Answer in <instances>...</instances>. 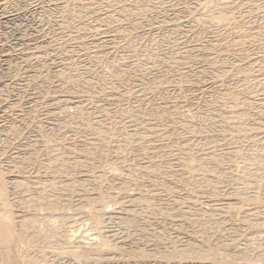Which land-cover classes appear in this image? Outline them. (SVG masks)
Listing matches in <instances>:
<instances>
[{"label":"rangeland","instance_id":"obj_1","mask_svg":"<svg viewBox=\"0 0 264 264\" xmlns=\"http://www.w3.org/2000/svg\"><path fill=\"white\" fill-rule=\"evenodd\" d=\"M66 1L0 0V168L34 149L24 177L73 183L67 194H41L68 198L65 230L112 236L90 264H227L214 255L246 248L264 256V0H71L65 9ZM57 152L71 164L63 178L50 174ZM121 174L130 182L111 179ZM22 190L12 202L34 195ZM124 190L146 201L106 208L133 224L93 228L97 205L83 197ZM191 241L211 255L176 260Z\"/></svg>","mask_w":264,"mask_h":264},{"label":"bare ground","instance_id":"obj_2","mask_svg":"<svg viewBox=\"0 0 264 264\" xmlns=\"http://www.w3.org/2000/svg\"><path fill=\"white\" fill-rule=\"evenodd\" d=\"M60 1V0H59ZM71 0H67L65 5L63 6V8H67L69 3ZM203 1V0H202ZM229 1V0H228ZM7 2V1H6ZM208 2V1H207ZM55 3V2H54ZM63 3V1H62ZM211 3V2H210ZM1 4V3H0ZM3 4V3H2ZM222 4V3H221ZM232 4V3H231ZM124 5V4H123ZM126 5V4H125ZM201 5V4H200ZM8 6V5H7ZM11 6V5H10ZM60 6V5H59ZM52 7V6H51ZM56 7V6H55ZM207 7V6H206ZM2 9V8H1ZM20 9V8H19ZM129 9V8H128ZM131 9V8H130ZM15 10V9H14ZM22 10V9H21ZM123 11H128L126 10V8L122 7ZM225 10V9H224ZM22 12V11H21ZM129 12V11H128ZM207 12V11H206ZM220 12V11H219ZM226 12V11H225ZM67 13V12H66ZM90 14V13H89ZM219 14V13H218ZM226 14V13H225ZM232 14V13H231ZM4 15V14H3ZM10 15V14H9ZM12 15V14H11ZM230 15V14H229ZM228 15V16H229ZM113 16V15H112ZM111 16V17H112ZM227 16V15H225ZM6 17V16H5ZM22 18V16H21ZM24 18V17H23ZM109 18V17H108ZM17 20V19H16ZM67 20V18H66ZM213 20V19H212ZM226 20V19H225ZM233 20V19H230ZM228 20V21H230ZM19 21V20H18ZM6 22V21H5ZM9 22V21H8ZM59 22V21H58ZM218 22V21H217ZM227 22V21H226ZM62 23V22H61ZM18 24V23H17ZM60 24V23H58ZM64 24V23H63ZM68 24V23H66ZM65 25V27L67 28V26ZM5 25V24H4ZM23 25V24H22ZM62 25V24H61ZM8 26V25H7ZM12 26V25H11ZM18 26V25H17ZM27 26V25H26ZM63 27V26H62ZM70 27V26H69ZM68 27V29H69ZM37 28V27H36ZM13 30V29H12ZM64 30V29H63ZM15 31V30H14ZM30 32V31H29ZM34 32V31H33ZM40 32V31H39ZM64 32V31H63ZM10 33V32H9ZM18 33V32H17ZM2 34V33H1ZM15 34V33H14ZM26 34V33H25ZM36 34V33H34ZM4 35V34H3ZM27 35V34H26ZM25 35V36H26ZM30 35V34H29ZM60 35V34H59ZM14 36V35H13ZM24 36V35H23ZM22 36V37H23ZM35 36V35H34ZM11 39V38H10ZM31 40V39H30ZM109 42V41H108ZM4 43V42H3ZM111 43V42H110ZM38 44V43H37ZM36 45V44H35ZM104 45V44H103ZM212 46V45H211ZM30 47V46H29ZM34 47V46H33ZM40 47V46H39ZM41 48V47H40ZM99 48V47H98ZM17 50V49H16ZM15 51V50H14ZM35 51V50H34ZM10 52V51H9ZM7 53V52H6ZM98 53V52H97ZM42 56V55H41ZM39 57V56H38ZM37 57V58H38ZM43 57V56H42ZM16 58V57H15ZM36 58V59H37ZM1 59V58H0ZM11 60V59H10ZM14 62V61H13ZM11 65V64H10ZM13 65V64H12ZM56 70V69H55ZM37 72V71H36ZM61 73V72H60ZM203 73V72H202ZM38 74V73H37ZM1 75V74H0ZM35 75V74H34ZM17 76V75H16ZM40 76V75H39ZM62 76V75H61ZM6 77V76H5ZM37 78V77H36ZM27 85V84H26ZM5 86V85H4ZM40 86V85H39ZM22 88V87H21ZM4 92V91H3ZM42 92V91H41ZM2 93V92H1ZM5 93V92H4ZM3 93V94H4ZM9 95V94H8ZM51 95V94H50ZM46 96V95H45ZM19 97V96H18ZM51 97V96H50ZM1 98V97H0ZM7 98V97H6ZM79 98V97H77ZM20 99V98H19ZM57 99V98H54ZM81 99V98H80ZM43 100V99H42ZM113 100V99H112ZM35 101V100H34ZM59 101V99H58ZM57 101V103H58ZM65 102V101H64ZM70 102V101H69ZM4 103V102H3ZM22 103V102H21ZM63 103V102H62ZM77 103V102H76ZM10 104V103H9ZM67 104V103H66ZM79 104V103H78ZM81 104V103H80ZM248 104V103H247ZM17 105V104H16ZM62 105V104H61ZM250 105V104H249ZM53 106V105H52ZM58 106V105H57ZM68 106V105H67ZM79 106V105H78ZM10 107V106H9ZM38 107V106H37ZM55 107V106H54ZM62 107V106H61ZM70 107V106H69ZM73 107V105H72ZM71 107V108H72ZM75 107V106H74ZM13 108V107H11ZM29 108V107H28ZM50 108V107H49ZM68 108V107H67ZM70 108V109H71ZM78 108V107H77ZM2 109V108H1ZM23 109V108H22ZM240 109V108H239ZM14 110V109H13ZM30 110V109H29ZM38 110V108H37ZM55 110V109H54ZM5 111V109H4ZM50 111V110H49ZM74 111V110H73ZM13 112V111H12ZM29 112V111H28ZM72 112V111H71ZM70 112V113H71ZM79 112V111H78ZM65 113V112H64ZM73 113V112H72ZM36 114V113H35ZM61 114V113H60ZM238 114V113H237ZM243 114V113H242ZM264 114V112H263ZM3 115V114H2ZM52 115V114H51ZM64 115V114H62ZM67 115V114H66ZM234 115V114H233ZM243 114L242 117H244ZM60 116V115H59ZM239 116V114H238ZM241 116V115H240ZM248 116V115H247ZM264 116V115H263ZM27 117V116H26ZM52 117V116H51ZM68 117V116H67ZM249 117V116H248ZM2 118V117H1ZM5 118V117H4ZM241 118V117H240ZM245 118V117H244ZM61 119V118H60ZM229 119V118H228ZM262 119V117H261ZM244 120V119H243ZM246 120V119H245ZM248 120V118H247ZM228 121V120H227ZM237 121V120H236ZM259 121V120H258ZM261 121V120H260ZM263 121V119H262ZM14 122V121H13ZM35 122V121H34ZM24 123V122H23ZM30 123V122H29ZM246 123V122H244ZM1 124V122H0ZM64 124V123H63ZM29 125V124H28ZM42 125V124H41ZM59 125V124H58ZM246 125V124H245ZM263 125V124H262ZM13 126V125H12ZM21 126V125H20ZM39 126V125H38ZM61 126V125H60ZM59 126V127H60ZM240 126V125H239ZM27 127V126H26ZM52 127V126H51ZM78 127V126H77ZM246 127V126H245ZM244 127V128H245ZM260 127V126H259ZM18 128V127H17ZM25 128V127H24ZM29 128V127H28ZM50 128V126H49ZM40 129V128H39ZM75 129V128H74ZM77 129V128H76ZM27 130V129H26ZM41 130V129H40ZM52 130V129H51ZM57 130V129H56ZM12 131V132H11ZM11 134H16L18 130H16L14 127L13 129H11ZM238 131V130H237ZM19 132V131H18ZM42 132V131H40ZM241 131L239 130V133ZM244 132V131H243ZM32 133V132H31ZM35 133V132H34ZM50 133V132H49ZM247 133V131L245 132ZM18 135V134H17ZM29 135V134H28ZM27 135V136H28ZM46 135V134H44ZM55 135V134H54ZM53 135V136H54ZM132 135V134H131ZM14 136V135H13ZM241 136V135H240ZM245 136V135H243ZM38 137V136H37ZM45 137V136H44ZM43 137V138H44ZM47 137V136H46ZM132 137V136H131ZM13 138V137H12ZM39 138V137H38ZM41 138V137H40ZM50 138V137H49ZM52 138V137H51ZM63 138V137H62ZM16 139V138H15ZM23 139V138H22ZM45 139V138H44ZM66 139V138H65ZM36 140V139H35ZM94 140V139H93ZM92 140V142H93ZM17 141V140H16ZM51 143L52 140H50ZM48 142V140H47ZM59 142V141H57ZM63 142V141H62ZM85 142V141H84ZM96 142V141H95ZM36 143V142H35ZM38 143V142H37ZM50 143V142H48ZM64 143V142H63ZM62 143V144H63ZM13 144V143H12ZM17 144V143H16ZM43 144V143H42ZM45 144V143H44ZM55 144V143H54ZM85 144V143H84ZM93 144V143H92ZM51 145V144H50ZM58 145V144H57ZM83 145V144H82ZM86 145V144H85ZM32 146V145H31ZM35 146V145H34ZM37 146V145H36ZM41 146V145H40ZM44 146V145H43ZM49 146V145H48ZM60 146V145H59ZM70 146V145H67ZM46 147V145H45ZM44 147V148H45ZM53 147V146H52ZM55 147V146H54ZM61 147V146H60ZM66 147V145H65ZM72 147V146H71ZM84 147V146H83ZM86 147V146H85ZM84 147V148H85ZM89 147V146H88ZM34 148V147H33ZM56 148V147H55ZM64 148V147H62ZM69 148V147H68ZM74 148V147H72ZM71 148V149H72ZM83 148V149H84ZM37 149V148H36ZM49 149V148H48ZM75 149V148H74ZM33 151H35L34 149H32ZM44 150V149H43ZM55 150V149H54ZM58 151V148L56 149ZM69 150V149H67ZM85 150V149H84ZM89 150V149H88ZM6 151V150H5ZM31 150L26 151V153H24V157H22L21 162H20V166H12L11 170L9 169H5L2 170L0 168V264H59V259L62 256H65L67 258L70 259V264H90V263H94L97 261L102 260L101 258H103V254L104 252L110 248V244H109V240H111L110 238L112 236H109L108 232H102L101 234H87L84 231L81 232V230H76L74 229L75 227H69L68 230L64 229L66 226V219H67V215L64 213L68 207H69V200L68 198H64L63 194H67V192L74 190V185H72L73 183H71L70 181L68 182L67 180L64 181H60L59 185L56 187L54 182L52 184H50L51 182H47V178H46V184H44L43 182H41L42 179H40L39 177L35 176V177H31L34 180H30V178H26L24 177V172L25 171V167L27 166V164H31L33 161H35L37 159L36 154H34L35 152H33ZM41 151V150H40ZM51 151V149L49 150ZM61 151V150H60ZM74 151V150H73ZM72 151V153H73ZM77 151V150H76ZM86 151V150H85ZM63 152V151H61ZM66 152V151H65ZM90 152V151H89ZM4 153V152H3ZM19 153V152H18ZM58 154L56 155V163H59V166L57 164L58 167L56 168V170L54 169V171L50 174H53V176H58L59 178L62 177V174L65 176V171L66 168L68 167L67 164V157L65 158L63 156V154H60V152H57ZM69 153V152H68ZM71 153V154H72ZM82 153V152H81ZM40 154V153H39ZM44 154V153H43ZM42 154V155H43ZM52 154V153H51ZM0 155H2V153H0ZM20 155V154H19ZM47 155V154H45ZM53 155V154H52ZM65 155L68 156V154L65 153ZM70 155V153H69ZM87 155V154H86ZM41 156V155H40ZM73 156V155H72ZM91 156V153H90ZM1 157V156H0ZM44 157V156H43ZM50 157V156H49ZM70 157V156H69ZM21 158V156H20ZM251 158V157H250ZM13 159V158H12ZM11 159V160H12ZM17 159V158H15ZM54 159V157H53ZM86 159V158H85ZM91 160V158H88ZM87 159V160H88ZM5 160V159H4ZM19 160V159H18ZM71 160V159H70ZM76 160V159H75ZM80 160V159H79ZM84 160V159H83ZM247 160V159H246ZM253 160V159H252ZM53 161V160H52ZM74 161V160H73ZM72 161V162H73ZM77 161V160H76ZM75 161V162H76ZM50 162V161H49ZM90 163L92 162L89 161ZM116 162V161H115ZM257 161H253L254 165ZM12 163V161H11ZM16 163V162H15ZM36 163V162H35ZM46 163V162H45ZM44 163V164H45ZM48 163V162H47ZM53 162H51L52 164ZM55 163V162H54ZM78 163V162H77ZM81 163V162H80ZM5 164V163H4ZM49 164V163H48ZM67 164V165H66ZM113 164H115L113 162ZM246 164V163H245ZM249 164V163H248ZM12 165V164H11ZM19 165V164H18ZM47 165V164H46ZM45 165V166H46ZM71 165V164H70ZM78 165V164H76ZM74 165V166H76ZM92 165V164H91ZM1 166V165H0ZM34 166V165H33ZM32 166V167H33ZM43 166V165H42ZM50 166V165H49ZM80 166V165H79ZM82 166V165H81ZM114 166V165H113ZM118 166V164H117ZM2 167V166H1ZM6 167V166H5ZM9 167V166H8ZM31 167V166H30ZM40 167V166H39ZM47 167V166H46ZM44 167V168H46ZM51 167V166H50ZM73 167V166H72ZM71 167V168H72ZM78 167V166H76ZM119 167V166H118ZM244 167V166H243ZM27 168V167H26ZM41 168V167H40ZM70 168V167H69ZM87 167H85L86 169ZM149 168V167H148ZM42 169V168H41ZM51 169V168H50ZM74 169V168H73ZM79 169V168H78ZM82 169V168H81ZM114 169V168H113ZM117 169V168H116ZM119 169V168H118ZM123 169V168H122ZM121 169V170H122ZM147 169V168H146ZM145 169V171H146ZM248 169V168H247ZM80 170V169H79ZM89 170V169H88ZM120 170V169H119ZM128 170V169H127ZM141 170V168H140ZM47 171V170H46ZM50 171V170H49ZM74 170H71V172ZM83 172V171H81ZM122 172V171H121ZM120 172V173H121ZM125 172V171H124ZM14 173V174H11ZM65 173V174H64ZM75 173V172H74ZM78 173V172H77ZM117 173V170H116ZM123 173V172H122ZM127 173V172H126ZM28 174V173H27ZM26 174V175H27ZM40 174V173H39ZM70 174V173H69ZM118 174V173H117ZM45 175V174H44ZM71 175V174H70ZM102 175V173H101ZM100 175V176H101ZM109 175V174H108ZM122 175V176H121ZM115 176L112 175L111 179L114 181H119V179L123 178V174ZM127 175H129V173H127ZM131 175V174H130ZM28 176V175H27ZM32 176V175H31ZM50 176V175H49ZM52 176V175H51ZM52 176V178H53ZM88 176V175H87ZM93 176V175H92ZM45 177V176H43ZM77 177V176H76ZM91 177V176H90ZM104 177V176H103ZM124 177H127L126 175ZM129 177V176H128ZM51 178V179H52ZM63 178V177H62ZM69 178V177H68ZM67 178V179H68ZM75 178V177H74ZM86 178V177H85ZM95 178V177H94ZM98 178V177H97ZM131 178V177H130ZM45 179V178H44ZM54 179V178H53ZM52 179V180H53ZM57 179V178H55ZM77 179V178H76ZM89 179V178H87ZM93 179V178H92ZM124 179V178H123ZM50 179L48 178V181ZM50 180V181H52ZM58 180V179H57ZM56 180V181H57ZM60 180V179H59ZM75 180V179H74ZM80 180V179H78ZM91 180V179H89ZM137 180V179H136ZM134 178L131 179L132 181H136ZM45 181V180H44ZM73 181V180H71ZM102 181V180H101ZM113 181V182H114ZM75 182V181H74ZM81 182V181H80ZM83 182V179H82ZM81 182V184H82ZM111 182V181H110ZM124 183L126 182H130L127 179L123 180ZM138 182V181H137ZM43 183V184H42ZM77 184V183H76ZM75 184V185H76ZM113 184V183H112ZM115 184V183H114ZM128 184V183H127ZM140 184V182H139ZM78 185V184H77ZM76 185V186H77ZM85 185V184H84ZM111 185V184H110ZM131 185V183H130ZM129 185V186H130ZM135 185V184H134ZM138 185V184H136ZM80 187H82V185L79 184ZM126 186V185H125ZM95 187V186H94ZM116 187H118V185H116ZM115 187V189H116ZM122 187V186H120ZM142 187V186H141ZM83 188V187H82ZM86 188V187H85ZM112 188V187H111ZM109 188V189H111ZM129 188V187H128ZM131 188H134L133 186H131ZM140 188V187H139ZM22 190L25 189L26 192H30V189L34 190V195H27L26 197H23L22 199H20V201H16L12 202V195H15V192L18 190ZM51 189L50 191L56 190V191H60L59 193H63L62 195L56 194H52L50 191V196L48 198L44 197L43 194L46 190ZM80 189V188H78ZM84 189V188H83ZM94 189V188H93ZM98 189V188H97ZM138 189V188H137ZM77 190V189H76ZM96 190V188H95ZM114 191V189H112ZM128 190V189H127ZM135 190V189H134ZM141 190V189H140ZM23 191V190H22ZM32 191V190H31ZM83 191V190H82ZM89 191V190H88ZM98 191V190H97ZM107 191V190H106ZM120 191V190H118ZM123 191V190H122ZM126 190H124L123 193H121L120 195H122L121 197H119V195L110 193V192H101L100 194H97L96 197H94V195H92L93 197H91L90 195L86 194L83 198L85 199V205H97V207L95 206L92 212V220H93V228H98L100 225H102L105 220L109 219V220H117V221H125V223H129V224H133L134 221L131 220V218H128L129 215L128 214H123L120 213L116 209H109L110 208V204H116L119 203L121 199H127L128 203L130 204H134L144 201L145 199L143 197H136L132 194V191L130 192V194H128V192H125ZM130 191V190H129ZM138 191V190H137ZM25 192V193H26ZM40 192L39 194H37L35 196L36 193ZM48 192V193H49ZM72 192V191H71ZM79 192V190H78ZM85 192V191H84ZM91 192V191H90ZM94 192V191H93ZM100 192V191H99ZM116 191H114L115 193ZM135 192V191H133ZM141 192V191H139ZM138 192V193H139ZM143 192V191H142ZM18 193V192H16ZM24 193V191H23ZM75 193V192H74ZM88 193V192H85ZM120 193V192H118ZM18 195V194H17ZM72 195V194H71ZM230 195V194H229ZM24 196V195H23ZM46 196V195H45ZM69 196V195H68ZM66 196V197H68ZM75 196V195H74ZM144 196V195H143ZM71 197V196H70ZM76 197V196H75ZM78 197V196H77ZM80 197V196H79ZM78 197V199H79ZM150 197V196H148ZM227 197V196H226ZM81 198V197H80ZM146 198V197H145ZM153 198V197H150ZM156 198V197H155ZM17 199V198H16ZM244 199V198H243ZM75 200V199H74ZM255 200H258V197H255ZM126 201V202H127ZM146 201V200H145ZM153 201V200H152ZM221 201V200H220ZM245 201V200H244ZM122 202V201H121ZM142 203V202H141ZM220 203V202H219ZM225 203V202H224ZM237 203V202H236ZM81 205L83 204L80 203ZM127 204V203H126ZM139 204V203H138ZM147 204V203H146ZM72 205V204H71ZM79 205V204H78ZM84 205V204H83ZM84 205V206H85ZM109 205V206H108ZM149 205V204H147ZM243 205V203H242ZM109 207L108 209L106 207ZM120 206V205H119ZM127 206V205H126ZM133 206V205H132ZM210 206V205H209ZM231 206V205H230ZM240 206V203L239 205ZM78 207V206H77ZM155 207V206H154ZM153 207V208H154ZM229 207V206H228ZM232 207V206H231ZM22 209H26L30 212H32L31 214H27L26 212H24ZM83 208V207H82ZM85 208H87L85 206ZM139 208V207H138ZM70 209V208H69ZM68 209V210H69ZM72 209V208H71ZM123 209V208H122ZM129 209V208H127ZM218 209V208H217ZM230 209V208H229ZM235 209V206H234ZM233 209V210H234ZM242 209V208H241ZM244 209V208H243ZM41 210H46L48 211V215L46 216H42L40 213V215L38 214V211ZM75 210V209H74ZM77 210V209H76ZM90 210V209H89ZM125 210V209H124ZM130 210V209H129ZM236 211V210H234ZM238 211V210H237ZM242 211V210H241ZM251 211V210H250ZM42 212V211H41ZM58 212L62 213L59 216H57V220L58 222H53L52 218L54 217L53 215L56 214ZM71 212V211H70ZM75 212V211H74ZM130 212V211H129ZM229 212V210H228ZM88 213V212H87ZM128 213V211H127ZM131 213V212H130ZM247 213V212H246ZM139 214V213H138ZM187 214V213H186ZM85 215V214H84ZM78 216V215H77ZM189 216V215H188ZM187 216V217H188ZM199 216V215H198ZM75 217V216H74ZM87 217V216H86ZM193 217V216H192ZM71 218V217H70ZM134 218V217H133ZM132 218V219H133ZM73 219V218H72ZM70 220V219H69ZM83 220V219H82ZM190 220V219H189ZM194 220V219H193ZM192 220V221H193ZM198 220V219H197ZM180 221V220H179ZM184 221V220H183ZM199 221V220H198ZM86 223L88 224V222L86 221ZM123 223V222H122ZM188 223V222H186ZM190 223V222H189ZM195 223V222H194ZM183 224V223H182ZM126 225V224H125ZM124 225V226H125ZM140 225V224H139ZM196 225V224H195ZM111 226V225H110ZM133 226V225H132ZM137 226V225H136ZM192 226H193V222H192ZM67 227V226H66ZM88 227V226H87ZM91 227V226H90ZM130 227V226H129ZM152 227V226H151ZM160 227V226H159ZM179 227V225H178ZM189 227V226H188ZM175 228V227H174ZM83 229V228H82ZM106 229V228H105ZM104 229V230H105ZM109 229V228H108ZM180 229V228H179ZM103 230V229H102ZM149 230V229H148ZM157 230V228H156ZM95 231V230H94ZM116 231V230H115ZM88 232V231H86ZM121 232V231H119ZM125 231H123L122 233H124ZM156 232V231H155ZM90 233V230H89ZM93 233V232H92ZM111 233V232H110ZM113 233V232H112ZM105 234V235H104ZM114 234V233H113ZM128 234V233H127ZM158 234V233H157ZM156 234V235H157ZM190 234V233H189ZM161 235V234H160ZM163 235V234H162ZM120 237V235H119ZM124 237V236H123ZM138 237V236H137ZM146 237V236H145ZM155 237V236H154ZM153 237V238H154ZM136 238V237H135ZM191 238V237H190ZM131 239V238H130ZM144 239V238H143ZM146 239V238H145ZM150 239V238H149ZM156 239V238H155ZM159 239V238H158ZM157 239V240H158ZM203 239V238H202ZM148 240V238H147ZM160 240V239H159ZM192 240V239H191ZM142 241V240H141ZM190 241V240H189ZM193 241V240H192ZM192 241H191V245H189V248L184 249V250H180L177 251V254H174L175 259H185V258H189V257H196L199 259H204L208 256L211 255V250L212 249H208L207 247H205L206 249H208L207 251L205 250H201V248H197V246H194V244L192 245ZM137 242V241H136ZM161 243V241H159ZM181 242V241H180ZM115 243V242H113ZM150 243V242H149ZM204 243V242H203ZM202 243V244H203ZM139 244V243H138ZM189 244V243H188ZM196 244V243H195ZM53 245V246H52ZM116 245V244H115ZM112 245V246H115ZM147 245V244H146ZM157 245V244H156ZM166 245V244H165ZM255 245V244H254ZM252 245V246H254ZM120 247V245H118ZM122 246V245H121ZM132 246V245H131ZM158 246V245H157ZM188 246V245H187ZM202 246V245H200ZM204 246V245H203ZM249 246V245H248ZM151 247V246H150ZM149 247V248H150ZM153 247V246H152ZM183 247V246H182ZM181 247V249H182ZM246 247V246H245ZM53 249L52 250H48V249ZM140 248V247H139ZM161 248V247H160ZM239 248V247H238ZM117 249V248H116ZM147 249V248H146ZM247 249V248H246ZM246 249H240L236 254L234 253L233 255L231 254H226L224 252V254H219V255H214L216 256V258L220 259L221 261L227 263V264H264V256H259L258 259H255L253 256L249 253V250L246 251ZM250 250L252 249L251 247L249 248ZM57 250H60L59 252H57ZM130 250V249H129ZM134 250V249H133ZM138 250V249H137ZM159 250V249H158ZM254 250V248H253ZM111 251V250H110ZM157 251V250H156ZM163 251V250H162ZM168 251V250H167ZM147 252V251H146ZM161 252V251H160ZM254 252V251H253ZM256 252V250H255ZM150 253V252H149ZM116 254V253H115ZM161 254V253H160ZM113 255V254H112ZM143 255V254H142ZM262 255V254H261ZM109 256V255H108ZM169 255H165V257H168ZM256 256H258L256 254ZM122 257V256H121ZM128 257V256H127ZM161 257V256H160ZM110 258V257H109ZM126 258V257H125ZM62 259V258H61ZM68 259V260H69ZM112 259V258H111ZM115 259V258H114ZM128 259V258H127ZM164 259V258H163ZM211 259V258H210ZM65 260V259H64ZM166 260V259H165ZM169 260V259H168ZM173 260V259H172ZM189 261V260H188ZM58 262V263H57ZM166 262V261H165ZM175 262V261H173ZM129 263V262H128ZM135 263V262H134ZM202 263V262H201ZM207 263V262H206ZM63 264V263H62ZM173 264V263H172Z\"/></svg>","mask_w":264,"mask_h":264}]
</instances>
